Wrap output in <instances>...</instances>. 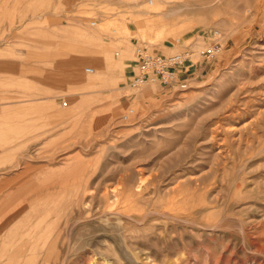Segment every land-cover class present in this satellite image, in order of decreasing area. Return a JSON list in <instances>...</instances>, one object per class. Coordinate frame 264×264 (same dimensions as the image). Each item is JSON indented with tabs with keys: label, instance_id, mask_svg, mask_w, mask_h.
Returning a JSON list of instances; mask_svg holds the SVG:
<instances>
[{
	"label": "rangeland",
	"instance_id": "obj_1",
	"mask_svg": "<svg viewBox=\"0 0 264 264\" xmlns=\"http://www.w3.org/2000/svg\"><path fill=\"white\" fill-rule=\"evenodd\" d=\"M157 1L188 4L164 15L149 0H0L18 119L37 91L35 143L0 142V264H264V0ZM104 47L135 59L127 78L87 60L97 81L74 80L85 48ZM137 47L192 58L179 83L133 88Z\"/></svg>",
	"mask_w": 264,
	"mask_h": 264
},
{
	"label": "crops",
	"instance_id": "obj_2",
	"mask_svg": "<svg viewBox=\"0 0 264 264\" xmlns=\"http://www.w3.org/2000/svg\"><path fill=\"white\" fill-rule=\"evenodd\" d=\"M11 44V45H10ZM6 43L0 41V120L3 122V127L5 129H15L17 132V136H13V140L0 141L4 142H16V143H35V113H36V86L35 83L29 87L27 92H24V95H28V107L32 108L33 113L30 119L21 120L19 118V102L17 100H12V97L19 96L20 91L13 87H4L2 84L3 80L13 81L19 78V50L18 46L14 45L15 43ZM10 45V46H9ZM11 47V50H8ZM14 48H17L14 50ZM31 88V89H30ZM39 99H42V92H38ZM8 97V98H6ZM21 131L19 132V130ZM27 131V132H25ZM6 135H9V132H6ZM16 135V133H14ZM19 137V139H15ZM26 137V138H25ZM21 138V139H20ZM1 154V153H0ZM4 155H0V159H4ZM8 158V157H7ZM17 158H21V156H17ZM4 186L0 183V192H3ZM5 203L4 199H0V225L3 223V218L5 215Z\"/></svg>",
	"mask_w": 264,
	"mask_h": 264
},
{
	"label": "built area",
	"instance_id": "obj_3",
	"mask_svg": "<svg viewBox=\"0 0 264 264\" xmlns=\"http://www.w3.org/2000/svg\"><path fill=\"white\" fill-rule=\"evenodd\" d=\"M221 46L219 43L207 46L201 51V56L207 62L213 61L220 52ZM136 57L138 61V69L131 81L133 88H140L147 83L159 82L164 85L180 82V75L186 69L187 64L191 61L192 52L184 50L178 53L165 54L162 52L150 51L144 47L136 48ZM184 82H181L183 85ZM62 109L69 107L67 100H62L59 103ZM133 112L124 115V119H128Z\"/></svg>",
	"mask_w": 264,
	"mask_h": 264
},
{
	"label": "bare ground",
	"instance_id": "obj_4",
	"mask_svg": "<svg viewBox=\"0 0 264 264\" xmlns=\"http://www.w3.org/2000/svg\"><path fill=\"white\" fill-rule=\"evenodd\" d=\"M174 0H165V2H173ZM200 1V0H199ZM149 2L151 3V4H153V6L155 7V9H160V11L161 12H163L164 13V15L167 13L168 15H175L177 12H179V11H181L182 9H183V7H185L188 3L187 2H182L181 4H179L177 7H171V8H169V5L171 4H167L168 6V8L166 7V6H163L162 8L161 7H159L160 5H159V2L157 1V0H149ZM197 2V1H196ZM206 2H209L208 0L206 1ZM217 2V1H216ZM176 3V2H175ZM198 3V2H197ZM202 3V2H201ZM174 4V3H173ZM172 4V5H173ZM193 4V3H192ZM208 4V3H207ZM202 5H204V2H203V4ZM191 7V6H190ZM195 7V6H194ZM251 10V9H250ZM181 13H184V12H181ZM180 13V14H181ZM179 14V15H180ZM178 16V15H177ZM166 19V18H165ZM172 19V18H171ZM173 19H174V17H173ZM176 19V18H175ZM164 20V19H163ZM177 21V20H176ZM152 23V22H151ZM164 23H167V22H164ZM153 24V23H152ZM177 24H179V23H177ZM194 24V23H193ZM158 25V27H159V24H157ZM181 25V24H180ZM148 26V25H147ZM167 26V25H166ZM182 26V25H181ZM184 26V25H183ZM149 27V26H148ZM168 27V26H167ZM154 28H156V26L154 27ZM173 28V27H172ZM172 28H170L169 29V31L172 29ZM178 28V27H177ZM162 29V28H161ZM157 29H155V31H156ZM173 30V29H172ZM154 31V30H153ZM169 31H168V33H169ZM159 32V31H158ZM167 32V31H166ZM161 33H163V31L161 32ZM160 33V34H161ZM83 53V52H82ZM115 53H117V51H115ZM84 54V55H83ZM82 55H83V57L79 60V61H76V63L74 64H72V69L70 70V72H71V74H72V76H73V79L74 80H76V81H80V82H88V83H95L96 81H97V76H96V74H94L93 76H87L86 74H84L82 71H81V69H80V65L81 64H83V63H85L87 60L88 61H91L92 63H94V64H96V66L97 65H99V64H103V69H106L107 67H109V65L111 66H116L117 68L119 67L120 69H122L124 72H125V77L127 78V75L126 74H128L130 71H132L133 70V68H134V63H135V59H133V58H131V54H129V53H126V52H124L118 59H116L115 60V62L116 63H114L113 62V58H112V55L110 54V52H109V48H100V49H96V50H87L86 51V48H85V51H84V53H83ZM193 61V60H192ZM194 65V63H192L191 64V66H188L187 68H189V67H192ZM137 68V67H136ZM86 71H88V72H94V69L93 68H90V67H88V68H86ZM105 72H106V70H105ZM105 72H103L102 74L103 75H106V73ZM83 84V83H82ZM85 84V83H84ZM81 85V84H80ZM87 85V84H86ZM222 142V141H221ZM223 154V153H222ZM141 184V183H140ZM140 186V185H139ZM113 191V195H114V199H115V202L116 203H118L119 204V202L124 198V193L122 194L120 191H118V189L117 190H112ZM122 191V190H121ZM84 198V197H83ZM80 199V198H79ZM111 200V199H110ZM105 201H107L106 199H105ZM122 202V201H121ZM106 203V202H105ZM132 203V202H131ZM126 204V203H125ZM131 205V204H130ZM90 206V205H89ZM122 206V205H121ZM129 206V205H128ZM95 207V206H94ZM107 207V206H106ZM127 207V206H126ZM126 207H125V209H126ZM85 208V207H84ZM119 208V207H118ZM123 209H124V207H123ZM130 209H132V208H130ZM129 209V210H130ZM90 210V209H89ZM128 211V210H127ZM106 212H108V211H106ZM112 212H114L113 210H112ZM130 212V211H129ZM106 214V213H105ZM124 214V213H123ZM130 214V213H129ZM98 215V214H97ZM130 216V215H129ZM189 216V215H188ZM189 217H191V216H189ZM84 219V218H83ZM77 220V219H76ZM80 221V220H79ZM220 223V222H219ZM131 226V225H130ZM137 227V226H136ZM130 229H133V227H131ZM120 230V229H119ZM126 230V232H127V229H125ZM124 230V231H125ZM129 230V229H128ZM136 230V229H135ZM123 231V230H122ZM130 231V230H129ZM108 232V231H107ZM119 232V231H118ZM121 232V231H120ZM119 232V233H120ZM125 234V233H124ZM125 239H127V238H125ZM124 241V240H123ZM124 243V242H123ZM113 244V243H112ZM125 246V245H124ZM123 250V249H122ZM131 250V249H130ZM116 251V250H115ZM124 251V250H123ZM129 252V251H128ZM124 255H125V253H124ZM131 255H132V253H131ZM130 255V256H131ZM150 255V254H149ZM126 257H127V255H126ZM133 257V259H134V257L135 256H132ZM131 257V258H132ZM171 257V256H170ZM135 260H136V258H135ZM107 261V260H106ZM137 261V260H136ZM152 261V260H151ZM111 263V262H110ZM114 264V263H113ZM142 264H144V263H142ZM152 264V263H151ZM157 264V263H156ZM159 264V263H158ZM169 264V263H168Z\"/></svg>",
	"mask_w": 264,
	"mask_h": 264
}]
</instances>
